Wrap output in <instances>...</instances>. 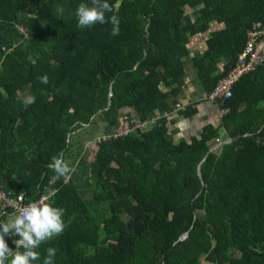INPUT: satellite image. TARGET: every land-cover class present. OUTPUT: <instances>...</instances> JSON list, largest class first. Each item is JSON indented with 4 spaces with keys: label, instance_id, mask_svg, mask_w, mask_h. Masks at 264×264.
I'll use <instances>...</instances> for the list:
<instances>
[{
    "label": "trees",
    "instance_id": "1",
    "mask_svg": "<svg viewBox=\"0 0 264 264\" xmlns=\"http://www.w3.org/2000/svg\"><path fill=\"white\" fill-rule=\"evenodd\" d=\"M81 2L0 0V188L29 202L56 176L52 157L73 169L47 201L65 210L64 230L36 249L38 264L50 247L53 264H264V64L198 137L173 141L163 119L102 142L88 190L77 184L86 146L125 116L179 103L195 115L187 80L202 97L228 74L247 29L264 25V0H108L116 36L111 23L78 28ZM12 212L0 208V221ZM4 238L14 250L17 237Z\"/></svg>",
    "mask_w": 264,
    "mask_h": 264
},
{
    "label": "clouds",
    "instance_id": "2",
    "mask_svg": "<svg viewBox=\"0 0 264 264\" xmlns=\"http://www.w3.org/2000/svg\"><path fill=\"white\" fill-rule=\"evenodd\" d=\"M112 7L108 0H91L89 3L81 2L75 10V17L78 28H90L100 23H111L113 36L119 35L120 18L113 14ZM41 83H47L46 74L37 77ZM35 102V97L27 99V103ZM56 173L57 178L70 174L73 169L60 156L52 157L49 165ZM64 209L53 206L46 199L32 201L26 205L18 206L16 211L9 215L6 221H0V264H33L41 259L40 253L36 250L40 245L56 236L62 234L64 230L63 215ZM10 234L17 237L14 240L16 248L8 247L4 236ZM22 249V251H21ZM55 248L46 249L47 255L42 264H53Z\"/></svg>",
    "mask_w": 264,
    "mask_h": 264
},
{
    "label": "built area",
    "instance_id": "3",
    "mask_svg": "<svg viewBox=\"0 0 264 264\" xmlns=\"http://www.w3.org/2000/svg\"><path fill=\"white\" fill-rule=\"evenodd\" d=\"M19 29L21 33L26 35V30L23 27H19ZM262 64H264V25L257 22L252 27L247 29L245 46L239 53L235 66L225 77L218 81L217 85L213 87L209 93L203 95V100L219 103L231 98L233 89L238 81L245 75L255 71ZM184 109L185 105L183 106V104L179 103L174 106L172 111L165 112L163 115L162 113H157L158 115L152 116L144 121L139 117L125 116L121 119L120 123L116 126L115 131H113L111 135L98 137L91 143L94 144V146H98L100 143L111 139L127 137L133 131L140 132L147 129L151 125L158 123L162 118L170 116L172 112ZM226 112V110H221V116H223ZM61 178L63 182L67 184L73 179V174L70 173ZM57 180V176L53 177L48 184L42 187L39 195L29 202H24L23 194L14 196L11 191L0 188L1 210L11 209L15 212L18 206L26 205L32 201L40 200L42 198L47 201L51 200L57 192V188L55 187ZM9 236L11 237L12 235L9 234Z\"/></svg>",
    "mask_w": 264,
    "mask_h": 264
},
{
    "label": "crops",
    "instance_id": "4",
    "mask_svg": "<svg viewBox=\"0 0 264 264\" xmlns=\"http://www.w3.org/2000/svg\"><path fill=\"white\" fill-rule=\"evenodd\" d=\"M188 72H189L188 76L192 77V72L190 69ZM188 81L189 80H187V83L184 86L185 90L187 91V95H186L187 100L190 101V103L192 102L196 103L195 105H196L197 113L195 115L185 118L184 115L182 114L184 110H179L177 112H172L170 116H168L167 118H162L159 121L161 122L164 119L167 122L168 136H170L175 142L182 139L190 140L192 137H198L203 125L207 123L218 124L222 117L221 108L219 104L216 102H209L203 100V95L202 97H199V94H197L199 90L196 91V84L192 81L191 82ZM163 114L164 113H162V115ZM156 115L158 114L154 113V116ZM83 158L86 160L87 158L86 153H85V157H82L81 159L82 161H84ZM78 164H80V162ZM75 170H77V167L75 168ZM12 213H14V211ZM8 219L9 217L7 218V220ZM8 237L11 238L12 236L10 237L8 234Z\"/></svg>",
    "mask_w": 264,
    "mask_h": 264
},
{
    "label": "rangeland",
    "instance_id": "5",
    "mask_svg": "<svg viewBox=\"0 0 264 264\" xmlns=\"http://www.w3.org/2000/svg\"><path fill=\"white\" fill-rule=\"evenodd\" d=\"M188 13H191V11L188 9V11H187ZM203 39V38H202ZM217 142H220V141H217ZM216 146V145H215ZM213 146L211 145V148H212ZM95 149H96V147L94 146V144H92V143H89L87 146H86V150H85V153L87 154V158H86V160H85V166H84V168H86V171L83 173V174H81V180H78L77 181V184H78V186H79V190L82 192V193H84L85 191H87L88 190V188L86 187V184H87V180L89 179V171H88V166H90V163L92 162V157L94 156L93 154L95 153ZM85 153H84V155H83V157H85ZM93 155V156H92ZM84 163V161H80V164H83ZM77 167H79V166H77ZM33 264H38V262L37 261H34L33 262ZM201 264H208V263H205V261H202V263Z\"/></svg>",
    "mask_w": 264,
    "mask_h": 264
},
{
    "label": "water",
    "instance_id": "6",
    "mask_svg": "<svg viewBox=\"0 0 264 264\" xmlns=\"http://www.w3.org/2000/svg\"><path fill=\"white\" fill-rule=\"evenodd\" d=\"M100 112H101V111H99V113H100ZM231 142H232L231 139H229V140H225V141H221V142H219L218 145L213 146V147L209 150L208 153L213 152V151L217 150L218 148H220L222 145L227 144V143H231ZM204 159H205V158H204ZM204 159H203V160H204ZM203 160H202V161H203ZM200 165H201V163L199 164V166H198V168H197V174H198L199 179L202 178V176H201V172H200ZM187 235H188V232H185V234H183V235L179 238V240H183V239H185V238L187 237Z\"/></svg>",
    "mask_w": 264,
    "mask_h": 264
}]
</instances>
